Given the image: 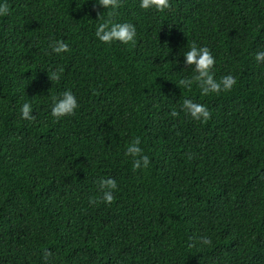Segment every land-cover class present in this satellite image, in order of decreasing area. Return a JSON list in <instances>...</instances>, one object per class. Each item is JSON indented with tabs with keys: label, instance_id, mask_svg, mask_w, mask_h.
<instances>
[{
	"label": "trees",
	"instance_id": "trees-1",
	"mask_svg": "<svg viewBox=\"0 0 264 264\" xmlns=\"http://www.w3.org/2000/svg\"><path fill=\"white\" fill-rule=\"evenodd\" d=\"M6 2L0 264H264V0H170L162 12L119 0L105 18L135 24L127 45L95 37V0ZM56 40L69 51L52 53ZM192 43L215 55L217 79L235 76L230 91L179 86L193 75L182 55ZM65 89L79 107L55 120L52 96ZM185 99L210 118L192 120ZM136 137L147 169L125 155ZM108 177L110 204L99 189Z\"/></svg>",
	"mask_w": 264,
	"mask_h": 264
},
{
	"label": "clouds",
	"instance_id": "clouds-1",
	"mask_svg": "<svg viewBox=\"0 0 264 264\" xmlns=\"http://www.w3.org/2000/svg\"><path fill=\"white\" fill-rule=\"evenodd\" d=\"M104 11L98 12L99 22L95 26L94 35L98 41L104 44H112L119 42L122 44H134L137 37V29L135 24L131 22H113L105 18L107 12L109 16L114 15L119 7V0H95V5ZM170 7V0H139V8L144 10L164 11ZM10 8L6 0H0V17H6ZM52 53L57 55L69 51V45L62 40H56L50 43ZM183 63L186 66H193V75L190 78H182L179 80V86L190 89L195 83L200 91L201 96H207L212 93L219 94L222 91H230L236 84V78L232 74H227L217 79L214 74V66L216 57L212 51L204 45L192 43L188 49L182 53ZM257 63H264V51L255 53ZM63 72L62 68L55 69L52 73V79L59 80ZM79 107L78 97L71 89H65L59 95H53L51 100V117L59 120L66 116L75 114ZM182 109L186 115L197 122L207 121L210 118V111L203 103L196 102L193 99H185ZM33 106L31 102H24L20 107V115L25 120H33ZM172 117H176L178 112L173 109L170 113ZM125 155L132 158V167L134 169H147L149 167V157L143 154L141 140L139 137L133 139L125 149ZM117 181L114 178H101L99 181V189L101 190L100 199L104 203L110 204L117 190ZM95 203L94 199L89 201ZM200 243L203 245H211L210 237H201Z\"/></svg>",
	"mask_w": 264,
	"mask_h": 264
}]
</instances>
